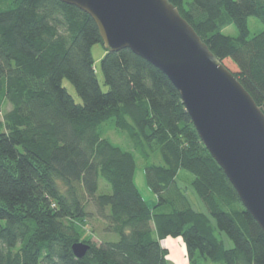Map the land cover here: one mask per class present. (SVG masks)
Segmentation results:
<instances>
[{"label":"trees","instance_id":"1","mask_svg":"<svg viewBox=\"0 0 264 264\" xmlns=\"http://www.w3.org/2000/svg\"><path fill=\"white\" fill-rule=\"evenodd\" d=\"M169 2L264 112V30L251 36L249 27L252 16L264 23V0ZM229 25L237 36L223 32ZM98 43L105 47L96 22L74 5L0 0V264H168L169 236L183 238L189 264H264V231L178 89L131 49L105 47V91ZM137 154L155 204L136 184ZM182 170L209 214L192 206ZM95 222L99 242L86 232ZM79 242L90 245L80 258Z\"/></svg>","mask_w":264,"mask_h":264},{"label":"water","instance_id":"2","mask_svg":"<svg viewBox=\"0 0 264 264\" xmlns=\"http://www.w3.org/2000/svg\"><path fill=\"white\" fill-rule=\"evenodd\" d=\"M88 13L112 52L164 72L210 153L264 231V112L169 0H61ZM90 245H73L83 257Z\"/></svg>","mask_w":264,"mask_h":264},{"label":"rangeland","instance_id":"3","mask_svg":"<svg viewBox=\"0 0 264 264\" xmlns=\"http://www.w3.org/2000/svg\"><path fill=\"white\" fill-rule=\"evenodd\" d=\"M249 27L251 31V36H254L255 34L260 33L261 31L264 30V23L257 17L252 16L249 18ZM223 32L227 35L231 36H237L238 35V29L234 25H229L223 29ZM106 50L103 44L98 43L94 45L93 47V55L95 59V66L97 69V74L98 78L100 81V84L102 85V88L106 91L108 89L107 85L105 84L103 72L101 70V60L103 56L105 55ZM63 85L67 87L68 91L72 94L74 99L78 103H82V98L78 94L76 88L73 86V84L68 80L64 79L63 80ZM0 118H2V114L0 113ZM109 135L111 136L112 140L116 143H122L126 145V138L124 136H121L119 132H117L115 129L111 128L109 131ZM137 169H136V174H135V180L138 188L142 192L144 198L150 203V204H155L157 202V196L156 194L150 189L148 186V183L146 181V171H145V166L146 162L144 159L137 154ZM181 178L182 180L180 181V185L184 187L186 190V193L192 203V206L201 212L208 213L207 208L202 202V199L196 194L194 188L192 187V180H193V175L186 170L181 171ZM102 184L104 183L103 180L101 181ZM89 209L93 210V206L91 205ZM94 231H92L91 225L87 227V233L92 234L94 236V240L99 242L103 236L101 227H99L98 223H94ZM223 237L225 239L227 247L232 246V241L226 236V234H223Z\"/></svg>","mask_w":264,"mask_h":264},{"label":"crops","instance_id":"4","mask_svg":"<svg viewBox=\"0 0 264 264\" xmlns=\"http://www.w3.org/2000/svg\"><path fill=\"white\" fill-rule=\"evenodd\" d=\"M162 245L168 249V264H189L187 249L182 237H167L161 240Z\"/></svg>","mask_w":264,"mask_h":264}]
</instances>
